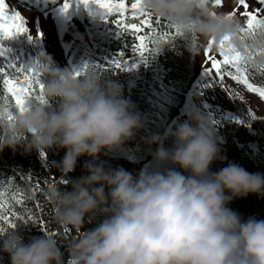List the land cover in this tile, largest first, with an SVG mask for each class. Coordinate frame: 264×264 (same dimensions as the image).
Instances as JSON below:
<instances>
[{"label": "clouds", "instance_id": "obj_1", "mask_svg": "<svg viewBox=\"0 0 264 264\" xmlns=\"http://www.w3.org/2000/svg\"><path fill=\"white\" fill-rule=\"evenodd\" d=\"M211 5V0H142L146 13L180 30L193 58L201 42H214L218 51L224 42L254 57L249 68H264V28L245 42L247 21ZM38 64L48 104H30L22 114L13 109L11 121L0 107V152L65 150L52 165L62 177L75 170L79 158L90 162L84 166L87 175L68 181L71 191L49 184L43 193L54 223L74 238L61 244L45 233L24 243L13 229L6 230L0 234V253L10 264H264V220H243L228 207L250 194L264 197V175L234 163L210 171L221 159L210 118L193 115L191 123L177 124L165 137H152L148 142L157 147L138 175L109 169L98 163L100 155L121 154L125 143L146 128L147 118L94 69L77 76L43 55ZM51 102L58 106L48 107ZM163 139H171V146L164 147Z\"/></svg>", "mask_w": 264, "mask_h": 264}, {"label": "trees", "instance_id": "obj_2", "mask_svg": "<svg viewBox=\"0 0 264 264\" xmlns=\"http://www.w3.org/2000/svg\"><path fill=\"white\" fill-rule=\"evenodd\" d=\"M94 25L104 24V31L101 35L92 33L90 47L91 52L83 56V65L78 72L94 69L102 79L111 81L122 90V98L135 106L136 110L147 118V125L144 130L139 131L134 139L125 143L123 152L115 157L101 154L98 163H103L109 169H121L113 163L114 159H125L135 164H147L152 160V153L157 145L148 141L154 137H165L166 134L174 131L177 124L189 122L193 115H201L210 118L217 136L220 139L218 147L221 159L213 162L210 171L217 172L230 163H234L244 168L249 173H260L264 175V116L258 114L249 103L246 93L237 86L230 85L223 81L220 85L219 78L211 75L206 78L214 83L213 87L204 88V76L198 81L193 90L187 95V88L194 73V61L187 51L185 37H175L170 42H161L159 45H150V48L164 45L162 50H152L144 58L134 55L131 52L133 37L118 34V29L109 17L108 22L103 18V10L92 5ZM160 28L169 30L166 23L160 21ZM24 41L19 35L11 39L0 42L4 54L0 55V69L7 70V66L14 64L16 67H29L39 62L40 57L34 59L24 47ZM80 50L74 52L78 57ZM127 62V70H112L111 65L121 60ZM50 58L49 55H43ZM54 65L59 67L54 61ZM254 82L264 85V75L250 68ZM228 78V77H225ZM225 88L241 94L246 103L233 100ZM185 98V100H184ZM187 103L188 114L185 120L174 119L172 110ZM32 104H39L32 102ZM58 106V102H51L48 106L52 109ZM249 109L255 114L256 119L252 120L248 114ZM259 118V119H258ZM164 147H170L171 139H163ZM65 150L53 146L43 153L32 151L25 153L22 147L15 151L5 148L0 152V185H6L9 192H19L23 197V204H13L14 210L25 215L24 209H30L39 223L24 222L15 220L16 226L10 228L4 225L6 230L13 229L16 234L23 238L24 243L35 237L45 234V229L64 244L74 238L75 234L70 231V235L61 229L53 221V209L44 196L47 185L57 184L64 191H71L68 181L78 180L87 175L84 166L90 162L85 156L77 161L75 170L62 177L60 172L52 167L58 164L64 157ZM182 171L181 169H177ZM31 178V179H30ZM39 183L41 191L33 194V185ZM37 203L40 208L36 207ZM233 211L238 213L243 220L256 218L264 220V197L249 195L246 198L235 199L228 205ZM91 224H85L89 227ZM3 237H0L2 246ZM61 251L64 260L67 262L68 253L63 247ZM0 264H10L7 254L0 253Z\"/></svg>", "mask_w": 264, "mask_h": 264}, {"label": "snow or ice", "instance_id": "obj_3", "mask_svg": "<svg viewBox=\"0 0 264 264\" xmlns=\"http://www.w3.org/2000/svg\"><path fill=\"white\" fill-rule=\"evenodd\" d=\"M74 0H65L63 8L61 9L63 14H66ZM207 2V0H205ZM77 6L83 5L88 8L90 5H95L99 9L103 10V18L108 22L109 17H115L111 20V23L118 29V34L122 37L125 35L132 36L134 39L131 45V52L144 58L150 51L157 49L156 47L150 48V45H159L161 42H170L175 37L182 36L183 34L179 29H175L174 26L166 25L165 27L172 31H164L159 26L161 22L154 19L150 14L146 13L142 9V0H75ZM214 7H222L224 0H211ZM258 3L264 5V0H258ZM239 6L245 9L244 15L247 17L246 27L243 31L244 35L242 40L245 42L248 39L256 37L258 31L264 28V19L260 18L258 11H247L249 4L246 0H239ZM233 10L229 13V16L235 15ZM26 21L18 12H9L5 0H0V42L11 39L15 35H22L28 33V28L25 26ZM31 40L32 37L29 36ZM212 41H209L205 49V56L211 64V68H205L203 71L204 76V88H210L214 86V83L206 79L212 75V70L215 72V76L219 78L220 85L223 87V81L225 77H228L235 81L237 84L242 85L247 92L255 94L261 101H264V85H260L254 82L253 75L250 72L249 62L254 59L253 56H245L233 48L222 42L219 45L220 59L210 55L212 47ZM245 48H248V44L245 43ZM4 49L0 46V55L4 54ZM123 54H121V60L115 61L111 67L112 70H127V62H121ZM39 67L38 62L32 68L16 67L14 64L7 66V70L0 69V107L5 108L7 111V118L9 121L13 118V109L18 113H24L28 106L32 102H38L41 105H46L48 102L43 97V84L36 68ZM264 75V68L256 70ZM81 72H76L79 76ZM225 92L233 100H239L242 103L244 97L234 92L231 89L225 88ZM252 120L256 119L255 114L249 109L248 112ZM43 157V153L41 154ZM31 179V178H30ZM39 183L33 185V194L41 191ZM13 204H23L22 194L17 192H9L6 185H0V234L6 231L4 225L10 228L16 226L15 220H21L24 222L40 221L35 215L31 214V210L25 208V215L18 213L14 210ZM36 207L39 209L41 206L37 203ZM69 235L70 231H65ZM45 233H50L45 229ZM53 234V233H51Z\"/></svg>", "mask_w": 264, "mask_h": 264}, {"label": "rangeland", "instance_id": "obj_4", "mask_svg": "<svg viewBox=\"0 0 264 264\" xmlns=\"http://www.w3.org/2000/svg\"><path fill=\"white\" fill-rule=\"evenodd\" d=\"M249 4L247 11H258L260 18H264V5L258 3V0H246ZM7 10L18 12L26 21L28 33L19 35L20 40L24 41V47L30 56L34 59L41 55H49L54 59L59 68H67L69 70H78L83 65V56L91 52V42L89 38L92 33L101 35L104 31V24L94 25L92 23L93 9L92 5L85 8L83 5L77 6L75 0L70 10L63 14L61 9L65 0H5ZM213 8V5H211ZM217 9L225 12L235 10L238 18L247 21V17L242 15L245 9L239 5H234L232 0H224L223 6ZM15 35L13 37H17ZM29 36L32 39H29ZM207 44L201 42L200 53L195 57L194 73L187 88V95L191 93L195 85L203 76L205 68H211L210 62L205 56ZM80 50L78 57L75 58L74 52ZM210 55L220 59L219 51L212 47ZM212 74L215 75L214 70ZM225 82L237 86L243 90L255 111L264 116V101H261L255 94L247 92L242 86L237 84L230 78H225ZM185 100V98H184ZM172 110L174 119L185 120L188 114L187 103ZM114 164L129 173L138 175L139 172L146 167L147 164H135L125 159H114Z\"/></svg>", "mask_w": 264, "mask_h": 264}]
</instances>
